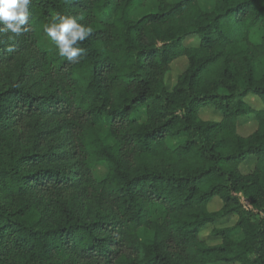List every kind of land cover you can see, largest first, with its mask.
I'll list each match as a JSON object with an SVG mask.
<instances>
[{
  "label": "trees",
  "instance_id": "trees-1",
  "mask_svg": "<svg viewBox=\"0 0 264 264\" xmlns=\"http://www.w3.org/2000/svg\"><path fill=\"white\" fill-rule=\"evenodd\" d=\"M147 1L31 0L0 33V264H264V0ZM57 15L92 28L74 61Z\"/></svg>",
  "mask_w": 264,
  "mask_h": 264
},
{
  "label": "clouds",
  "instance_id": "clouds-1",
  "mask_svg": "<svg viewBox=\"0 0 264 264\" xmlns=\"http://www.w3.org/2000/svg\"><path fill=\"white\" fill-rule=\"evenodd\" d=\"M31 0H0V33H11L18 37L28 29ZM79 18L57 15L47 24L44 32L57 46L59 54L69 61L76 60L83 49L76 46L90 36L92 28L78 22Z\"/></svg>",
  "mask_w": 264,
  "mask_h": 264
},
{
  "label": "rangeland",
  "instance_id": "rangeland-1",
  "mask_svg": "<svg viewBox=\"0 0 264 264\" xmlns=\"http://www.w3.org/2000/svg\"><path fill=\"white\" fill-rule=\"evenodd\" d=\"M168 2H175L177 0H167ZM198 5L200 6V8L210 11L213 9L214 5H215V0H197ZM157 6H158V0H148L147 2H145L144 6L141 8L136 9L134 12H132V17L134 19L140 17L142 14H145L147 12H152V11H156L157 10ZM188 44H194L196 41L194 40H190L188 41ZM261 65L264 66V57L261 59ZM184 69V59H178L176 60L173 64H172V72L168 75L167 77V84L169 86H171L174 83L175 80V74L181 72ZM246 101L248 102V104L253 108V109H258L261 107V101L259 100L258 97L255 96H251L249 95L246 98ZM208 106H205L203 108H206ZM201 108L199 110V114L201 117H203L204 119H210V120H219V114L218 113H214V109L212 107L208 108V109H203ZM136 120L138 121H143L144 118V114H143V109H140L135 115L134 117ZM256 120L254 118V116L252 114H247L243 117H240L237 121V132L241 135H247L249 134L251 131H253L256 127ZM179 141L176 139H170L168 141V144L171 146H175ZM255 159L254 158H250L248 159L242 166H241V171L242 172H247L249 169H251L254 165ZM107 172V168L106 165H99L94 169V176L97 179H101L105 176ZM243 204L245 206H248V203L246 201L243 200ZM220 206V202L217 199H214L211 202V207L213 209H216ZM209 208H210V203H209ZM235 221V217H229L223 221H219L217 222L214 226H227V225H231L233 224V222ZM212 226H207L206 228H204L201 231V235L202 237H204L206 239V241H208L209 243H215L217 242L216 239L212 238L209 236V232L211 230ZM239 235H237L236 237L238 238Z\"/></svg>",
  "mask_w": 264,
  "mask_h": 264
}]
</instances>
